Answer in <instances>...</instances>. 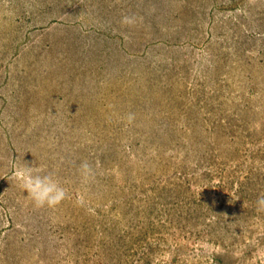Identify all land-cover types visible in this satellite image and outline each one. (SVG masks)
Here are the masks:
<instances>
[{
	"label": "rangeland",
	"instance_id": "rangeland-1",
	"mask_svg": "<svg viewBox=\"0 0 264 264\" xmlns=\"http://www.w3.org/2000/svg\"><path fill=\"white\" fill-rule=\"evenodd\" d=\"M261 195L264 0H0V264H264Z\"/></svg>",
	"mask_w": 264,
	"mask_h": 264
},
{
	"label": "clouds",
	"instance_id": "clouds-1",
	"mask_svg": "<svg viewBox=\"0 0 264 264\" xmlns=\"http://www.w3.org/2000/svg\"><path fill=\"white\" fill-rule=\"evenodd\" d=\"M125 19L126 22H131ZM127 119L131 122L134 114L129 113ZM14 168V181L23 192H27L26 198H30L36 207L55 208L67 197V189L54 172L45 171L42 166H29L24 162L14 164ZM79 172L84 180L94 175L93 168L87 161L81 162ZM255 203L257 210H264V195L258 196Z\"/></svg>",
	"mask_w": 264,
	"mask_h": 264
}]
</instances>
